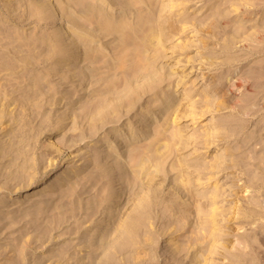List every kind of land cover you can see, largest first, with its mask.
<instances>
[{"label":"rangeland","instance_id":"rangeland-1","mask_svg":"<svg viewBox=\"0 0 264 264\" xmlns=\"http://www.w3.org/2000/svg\"><path fill=\"white\" fill-rule=\"evenodd\" d=\"M95 1L94 3H98L100 0ZM182 1H184V8L179 11V15L193 21L197 20V24L201 25H203L204 20L215 13L216 9L211 4L220 5L225 2V0ZM239 2L248 3L249 10L238 9L230 12L231 1L225 2V5H221L219 8L220 13H227V17L220 18L213 27L208 28L210 34L207 32L201 34L191 29L186 32L171 33V40L165 41L163 49L160 50L163 57L159 60L160 64H157V68H164L161 74L163 77L166 75V78L138 100L139 106L135 105L132 111L122 116L118 122L105 125L95 136L75 141L70 136L73 133H78L80 129L71 128L73 125L69 118L64 120L62 124L59 121L61 118L69 117L68 112L72 108H75L76 112L81 111L83 108L80 106L87 101L85 95L90 90L89 87H85L86 90H79L80 86L77 88L73 86L78 84V81L72 85L71 82L65 83L62 79L72 72L71 65L74 64V60H70L67 63L68 66L62 64L58 66V63L64 60L63 56L59 54L62 59L58 55L59 60L56 57L55 61L50 60L44 66L37 67L36 70L31 69L32 67L28 65L24 68L18 67L14 73L4 74L1 77V81L5 82L8 78L22 77L27 73H33L35 76L31 81L28 80L30 84L23 83L21 85V92L15 91L11 95L9 94V102L0 100V113L5 114L0 122V150H3V147L9 149L8 145L17 141L23 134L22 132L27 135L23 143L14 144L13 153L4 156V153L0 151V252H2L0 253V264H13L11 262L13 251H9V246L17 243L20 247L25 242L29 245L26 243L28 247L23 252V259L20 264H56L53 262V258L46 259L55 255L60 248L67 249L68 255L71 254L70 256H77L80 259L79 261H67V264H88L87 257L90 248H85L80 243L78 234L67 233L75 223L70 221V223H65L62 228L53 230L51 239L44 242L35 241L40 235L36 229L38 227L44 228L49 219L56 215L55 206L60 205L62 202L60 195L69 188L71 182L78 179L84 181L89 172L94 171L96 174L104 170L93 167L90 162V154L94 150L100 151L103 147L124 152L126 147H123L122 141H125L127 137H133L134 130L132 128L135 129L140 124L134 122L133 118L138 109L152 108L157 102L166 99L168 101L173 100L174 105H178L179 114L175 124H163L165 120H172L174 117V108L164 111L168 107L166 105L162 110L164 112L161 119L158 118L155 121L145 123L149 125V128H152V132L134 136L131 143L133 145L130 148H144L151 142H153V148L154 144L155 147L157 146L155 142L164 147L166 140L173 138V135H175V139L176 136L184 138L186 142L180 146H185L178 153L167 157L164 169L170 174L176 175L177 169L175 168L173 171L170 169L172 165L178 164L179 158L184 170H187L184 176L188 177L190 172L193 175L190 179L192 183L188 185L193 193L204 191V193L211 195L212 186L216 183L225 191L223 196L217 198V205L226 208V215L218 217L220 228L216 232L218 240L215 243L221 247L212 255L219 258L214 264H233L227 259H222V253L233 257H244L254 263L259 260V264H264V206L261 202L258 203L264 200V158H258L264 156V122L262 121L264 116V77L258 83L254 81V77L257 75H264V40L259 45L254 44L256 50L253 51L235 45L234 40L237 35L251 33L255 26H260L264 30V1L239 0ZM255 2H257L256 9H259L258 14H255L256 10L253 6ZM165 3L168 4L169 0H162V4ZM12 4H14V0H0V28L5 31H23L25 36L21 41L24 42L28 41V38L33 34L40 36L42 31H39L33 23L24 25L23 28V24H14L6 16L9 12L14 13L12 12ZM185 9L186 12H184ZM114 12L116 15H125L123 11L116 10ZM210 20L208 21L210 22ZM61 22L63 21L61 20ZM170 22L171 19L168 18L167 23ZM59 25L61 27L67 26L66 23ZM205 26L204 28L208 27V25ZM57 28L53 25L47 33H52ZM199 34L203 37L201 42H199ZM105 39L100 42L92 41L89 44L96 50L93 52L94 56L101 57L107 55L106 53L110 54L114 39ZM17 55L5 52L3 59L7 61H12L14 57L18 60L23 59L22 54ZM30 55L29 61L39 57L38 53L35 54L34 52H30ZM102 60H106V57H103ZM56 61L58 62L55 64ZM54 64L58 66L56 69L58 75L50 78L47 76V72L54 68ZM230 78H241L240 80L245 81L244 84H247L250 91L230 92L228 85L225 87ZM33 82L42 84L43 89L54 87L52 91L54 94L56 93L53 96L54 100H60L61 103L50 106L49 98L46 99L48 102H42L44 106H39L37 99L28 102L25 111L28 113V117L26 125L22 129L20 127L23 121L19 122L23 99L21 95L31 94L36 89L37 86L35 85V87ZM100 88L98 87V89ZM70 94L73 96L68 98ZM234 98L240 100L239 106L231 107L229 102L232 103ZM245 111L248 112V116L243 115ZM17 119H19L18 122H12ZM84 123L80 122L76 126L81 127ZM154 129H164L165 132L155 135ZM217 130L222 132L220 135L222 139L205 135ZM14 134L18 136L15 137ZM100 139H106L109 143L99 142ZM34 142H36L35 152L30 151L27 158L36 160L38 164L37 158L45 157H43L38 169L27 167L23 171L24 179H14L23 163V156L16 161L15 153L22 152V149H30ZM71 142H73L72 145H70ZM61 146V149L58 148ZM251 156L257 158L252 160L250 159ZM213 157L225 159L227 162H229V158L235 159L236 166L215 173L213 177H216V180L209 179L211 174L203 175L202 179L205 181L208 178V181L202 185L194 186L193 180L201 177L194 176L197 174L196 168L200 165L214 164L215 159ZM34 161L29 160V164ZM127 165L131 166L130 164ZM63 170L66 172L62 173ZM254 175L258 177L252 178ZM102 180L106 181L105 178ZM32 181L39 182L34 183ZM112 181L115 184L117 178H113ZM131 182L126 181L120 185V187L124 185L125 187L121 191V197L113 200V208L101 210L102 212L110 210V214L118 213V217L113 221L110 217L101 220V215L97 216L94 221H89L83 225L81 228L83 233L92 234L100 223L102 224L100 227L108 225L110 221L114 227L119 224V219L126 216L133 206V201H136L134 194L127 193L125 195ZM84 183L85 193L77 197L78 202L85 203L91 197L99 196L104 190L102 181L96 187L97 189H94L92 182L88 180H85ZM114 186L119 188L117 184ZM114 186L111 187L112 192H115ZM164 190L171 191L167 182L164 185ZM248 200L258 201L256 204L248 205L250 208L260 211L261 215L241 219L237 217L238 212L235 207L241 204L246 205ZM211 201L212 199H207L208 203ZM210 206L208 204V208ZM114 209L116 210L114 211ZM160 213L161 211H158L156 215ZM192 216L190 219H193ZM162 222L159 223L155 219L154 226L152 224L147 225L151 235L156 236L161 233L163 226L168 221ZM186 233L183 236H177L178 234L175 233L170 236L186 243L187 238L192 235L191 232ZM158 238L161 246L158 253L164 257L169 245L166 239L170 237L164 235L158 236ZM224 247L226 250L223 249ZM145 253H141L140 256L151 261L154 253L148 248ZM82 257L83 260H81ZM197 260V257L185 258L181 264H195Z\"/></svg>","mask_w":264,"mask_h":264},{"label":"bare ground","instance_id":"bare-ground-1","mask_svg":"<svg viewBox=\"0 0 264 264\" xmlns=\"http://www.w3.org/2000/svg\"><path fill=\"white\" fill-rule=\"evenodd\" d=\"M94 1L14 0V4H12V12L14 13L9 12L6 16L14 24H23V28L33 23L39 31H42L41 35L36 36L33 34L28 38V41L24 42L23 40L21 41L25 36L23 31H5L0 28V35H2L0 37L1 101L9 102V94L11 95L15 91L21 92V85L23 83L30 84L28 80L31 81V79L35 78L33 73H27L22 75V77H11L2 82L1 77L4 74H12L18 67L24 68L28 67V65L32 67L31 69L36 70L37 67L44 66L50 60L55 61L59 54L63 56L64 60H61L58 63L59 65L57 64L58 66L61 64L68 66L69 64L67 63L70 60H74V64L71 65L72 72L62 79L65 83L71 82L72 85L75 81L76 83L78 81L79 83L73 86L74 88L80 86L79 90H83L85 87H89L90 90L85 95L87 101L80 106L83 109L76 112L75 108H72L68 112L70 114L69 117L61 118L59 121L62 124L64 120L69 118L73 125L71 128L74 130L80 129L78 133H73L70 136L75 141L95 136L105 125L118 122L122 116L129 114L135 105L139 106L138 100L153 90L157 83H161L166 78V75L163 77L161 74L164 68H157V64H160L159 60L163 57V54H160V50L163 49L165 41L171 40V33L186 32L191 29L201 34L204 32L210 34L207 29L213 27L220 18L227 17V13H220L219 8L221 5H225V2L231 1L230 12L238 9L249 10L248 3H240L239 0H225L220 5L211 4L216 9L215 13L209 18L207 17L208 19L204 20L202 22L203 25H201L197 24V20L193 21L190 18L186 19L179 15V11L184 8V1L181 2V0H169L168 4H162V0H100L98 3H94ZM253 6L256 10L255 14H258L259 9H256L257 2L253 3ZM116 10L125 12V15H116L114 12ZM184 12H186V9ZM168 18L171 19L170 23H167ZM209 19H211L210 22L208 21ZM60 23H66L67 26L61 27ZM53 25L58 28L52 33H47L48 29ZM205 25H208V27L204 28L206 27ZM201 34H199V42L203 40ZM105 38L114 39L110 54L106 53L107 55L101 57L94 56L93 52L96 50L89 44L92 41L100 42ZM234 40L235 45L237 44L239 47L253 51L256 50V45L254 44L259 45L264 40V30L260 26H255L251 33L237 35ZM5 52L18 54L17 56L22 54L23 59L18 60V58L14 57L12 61L4 60ZM30 52L38 53L39 57L29 61ZM103 57H106V60H102ZM78 59L79 61H77ZM55 64L54 68L47 72V76L50 78L58 75L56 70L58 66ZM263 77L264 75H257L254 77V81L258 83ZM240 79L230 78L225 87L228 85L230 92L234 93L250 91L247 84H244L245 81ZM35 83L34 86L36 85L37 87L35 86L36 89L31 94L21 95L23 99L20 121L19 119L12 121L13 123L18 121L21 123L23 121L22 126L20 124L22 129L26 125L28 117V113H25L28 102L37 99L39 106H44L42 102L44 101L45 103L46 99L49 98L50 106L61 103L60 100H54L53 96L56 94L52 92L54 87L43 89L42 84L39 82ZM98 87L101 88L98 89ZM72 96L70 94L68 98ZM93 96L96 97L93 98ZM239 101V99L234 98L232 103L229 102V105L231 107L239 106ZM166 105L168 107L164 111L173 107L174 117L172 120H165L163 124H175L179 114L178 105H174L173 100L159 101L152 108L143 107L138 109L133 118L134 122H139L140 124L135 129L132 128L134 130L133 137H127L125 141H122L124 145H121L126 147L124 152L103 147L100 151L94 150L90 154V162L93 167L104 170L101 173L97 172V175L94 174V171L89 172L85 180L92 182L94 189H97L96 187L102 181L103 192L99 196H93L85 203H81L77 201V197L85 193V180L78 179L71 182L69 188L65 189L60 195L62 202L60 205L55 206L56 215L49 219L44 228L38 227L36 229L40 235L35 241L44 242L51 239L53 230L60 229L65 223L72 221L75 225L67 233L78 234L80 243L85 248H90L87 257L88 264H181L185 258L196 257L198 260L195 264H214L216 260H219V258L212 255L221 247L215 243L218 240L216 232L220 228L218 217L226 215V208L217 205V198L223 196L225 191L216 183L212 186L211 195L204 193V191L193 193L188 186L192 183L190 179L193 175L190 172L188 177L184 176L187 170H184L182 161L179 158L177 160L178 164L176 166L172 165L170 169L173 171L176 168V175H172L164 169L167 157L178 153L185 146H180L186 142L185 139L180 136H176L175 139V135H173L174 139H167L164 147L155 142L157 146L155 147L154 144L153 148V142H151L144 148H130L133 145L131 143L134 136L152 132V128H149V125L145 123L155 121L158 118L161 119L164 112L162 110ZM243 115L248 116V112H243ZM4 116V113H0V122ZM262 121L264 122V116ZM80 122L84 123V125H81V127L76 126ZM160 127H163V125H160ZM154 130L155 135L165 132L164 129ZM22 133L17 141H13L8 145L9 149L3 147V150H0L4 153V156L14 152V144H20L25 141L27 135L24 132ZM205 135L222 139L220 130ZM13 136L16 137L18 135L14 134ZM98 141L109 143L106 139ZM35 144L36 142L30 149H22V152L15 153V160L17 161L23 156V163L14 179H24L23 171L27 167L38 169L45 156L37 158L38 164L36 160L27 158L30 151L35 152ZM72 144L73 142L70 145ZM58 148L61 149L62 146ZM260 157L261 159L264 158V156H259L258 158ZM215 158L213 157V159ZM256 158L255 156L250 157L252 160ZM29 160L34 162L29 164ZM235 166V159L230 158L229 162L218 158L215 159L214 164L209 166L200 165L196 168L197 174L194 176L201 177L193 180L194 186L202 185L208 181V178L205 181L202 179L203 175L211 174L209 179L216 180V177H213L215 173ZM65 172L66 170L62 171V173ZM256 177L258 176L254 175L252 178ZM103 178L106 181H103ZM113 178H117L115 184L112 181ZM39 181L32 182L36 183ZM126 181L132 182L129 184V189H127L125 195L127 193L134 194L136 198L126 216L119 219V224L115 227L110 221L106 226L100 227L102 225L100 223L92 234L83 233L81 231L83 225L89 221H94L97 216L101 215V220H106L107 217H110L113 221L118 217V213L110 214V210L106 212L101 210L103 208L107 210L108 208H113V200L121 197V191L125 187V185L123 187H120V185ZM166 182L170 185L171 191L164 190ZM116 184L119 185V188L114 186ZM113 186L115 187V192L111 191ZM229 194L232 195L231 193ZM209 198L212 201L208 203L207 199ZM257 202L248 200L246 205L241 204L235 207L238 212L237 217L243 219L261 215L260 211L252 209L248 205L256 204ZM260 202L264 206V200L258 203ZM208 204L211 205L209 208ZM158 211H161V213L156 215ZM78 215L80 216L78 217ZM191 215H193V219H190ZM155 219L159 223H163L162 221L164 220H167L168 223L164 225L165 227L163 226L161 233L153 236L147 225L152 224L154 226ZM182 231L191 232L192 234L187 238L186 243L170 236L174 233L178 234L177 236L187 234ZM164 235L170 238L166 239L169 245L167 251H165V256L163 255L164 257H162L158 253L161 248L158 236ZM26 243L20 247H18L17 243L9 246V251H13L11 259L13 264L21 263L23 252L29 245V243H27L28 245ZM147 248L154 253L151 261L140 256L141 253H145ZM67 255V249L60 248L55 255L50 256L46 260L53 258V262L56 264H62L63 262L67 264V261L70 260H80L77 256ZM147 255L149 254L147 253ZM222 255V259H227L233 264H259V260L254 263L244 257H233L224 255V253ZM81 260H83V257Z\"/></svg>","mask_w":264,"mask_h":264}]
</instances>
